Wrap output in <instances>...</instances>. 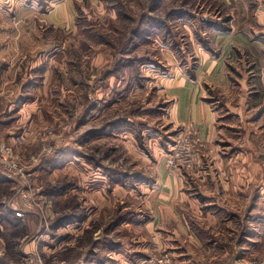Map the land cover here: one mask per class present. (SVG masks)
Returning a JSON list of instances; mask_svg holds the SVG:
<instances>
[{
	"label": "rangeland",
	"instance_id": "rangeland-1",
	"mask_svg": "<svg viewBox=\"0 0 264 264\" xmlns=\"http://www.w3.org/2000/svg\"><path fill=\"white\" fill-rule=\"evenodd\" d=\"M15 2L0 145L25 175L0 181V264H82L97 244L139 246L135 264H179L182 244L204 246L197 264H264V0H71L68 23L59 0ZM182 77L217 111L208 138L174 121ZM163 174L192 202L155 211Z\"/></svg>",
	"mask_w": 264,
	"mask_h": 264
},
{
	"label": "crops",
	"instance_id": "crops-1",
	"mask_svg": "<svg viewBox=\"0 0 264 264\" xmlns=\"http://www.w3.org/2000/svg\"><path fill=\"white\" fill-rule=\"evenodd\" d=\"M10 1V0H7ZM27 0H16L15 6H16V13L19 11H30V9L34 10V7L32 4H27ZM11 3V2H10ZM52 3V9L50 13H54V19L52 21L54 22H72V18H70V12H72L71 9V0H59V2H51ZM10 10V6L9 9ZM20 15V14H19ZM18 16V15H17ZM34 17V16H33ZM25 19L26 17H22ZM10 19L9 13L7 11L2 10L0 8V29L4 30V24ZM39 20V16H38ZM38 20H34L35 24H37ZM5 38L0 35V61L5 60L6 63L1 65L0 63V93H2L0 96H2L7 90L5 89L6 85H2L1 82L2 79L4 80L5 77L12 78L11 74L13 71L10 72V70H13V68H10L11 64L8 65L11 61H14L15 54H13V49L11 46L4 47L5 45ZM17 44V43H13ZM17 56V55H16ZM36 62V61H35ZM33 66H37L38 63H34ZM37 64V65H36ZM9 66V67H8ZM6 78V80H7ZM11 82L14 80L11 79ZM11 88V87H9ZM8 88V89H9ZM12 87V91H13ZM29 89V87H27ZM5 90V91H4ZM25 88H20L13 97H11L9 100H6V106H8L10 109H14L18 106L25 105V103L28 104V96L26 95ZM168 94L175 100L173 104V118L174 121L179 124H185V123H194L195 125H198L200 127V135L202 137L208 138L209 133L208 130L211 129L212 124L214 123V120L217 118V111L215 112L211 107L210 104L204 102V91L203 89L197 85L192 83L191 81L187 80L186 78H177L171 85H169L168 88ZM3 99L0 98V102H2ZM23 107V106H22ZM160 171V176H161ZM162 177L164 178V181L158 180V184L160 185L157 189L158 196H155L153 198V203L155 204L154 209L155 211H174L177 210L176 207L183 202L188 201L190 197L182 191L181 186L178 184L177 179L175 177L163 174ZM182 198V199H181ZM192 202V201H191ZM156 217H159V215H156ZM178 217V216H176ZM89 219V218H88ZM156 221V219H155ZM143 247V246H142ZM140 248L139 246H133L131 247L129 244H97L95 248L89 249L88 253H99L94 255V259H92V255L89 256L87 259V256L85 254L84 260L82 264H135L134 259L137 255L140 254L141 250H138ZM182 248L184 251V254L186 255L185 258H182L181 262L179 264H197V259L194 253L198 251H203L202 245H185L182 244ZM207 250V249H206ZM129 253L127 256H125V253ZM124 253V254H123ZM99 257V259L97 258ZM191 259V260H190Z\"/></svg>",
	"mask_w": 264,
	"mask_h": 264
},
{
	"label": "built area",
	"instance_id": "built-area-1",
	"mask_svg": "<svg viewBox=\"0 0 264 264\" xmlns=\"http://www.w3.org/2000/svg\"><path fill=\"white\" fill-rule=\"evenodd\" d=\"M0 167L2 168V170H0L1 174L8 176L12 179H15V180H17L16 177L18 175H25V172H24L25 166L23 165V162L21 161V159H19L18 156H14L11 147L7 146L4 143L0 145ZM28 204H29L28 208L29 209L32 208L33 205L30 201ZM35 205H36V202L34 203V206ZM39 206H41V203H39ZM22 210L27 211L28 209L25 205L23 209L17 208L16 215L19 217H22L24 215ZM39 218L42 223L48 224L49 215L40 213Z\"/></svg>",
	"mask_w": 264,
	"mask_h": 264
},
{
	"label": "trees",
	"instance_id": "trees-1",
	"mask_svg": "<svg viewBox=\"0 0 264 264\" xmlns=\"http://www.w3.org/2000/svg\"><path fill=\"white\" fill-rule=\"evenodd\" d=\"M2 180H6V177L4 176V175H2V174H0V181H2ZM3 182V181H2ZM52 191H53V193H54V191L55 190H53L52 189ZM60 192H61V190H60ZM59 193V191H57V192H55L54 193V195H56V194H58ZM15 219H19L20 220V218H18V217H15V216H13ZM79 219H82V218H79ZM71 220H76V219H71ZM70 220V221H71ZM65 222H67V221H65V220H63V218L62 219H59L53 226H52V229L53 230H56L59 226H61L63 223H65Z\"/></svg>",
	"mask_w": 264,
	"mask_h": 264
}]
</instances>
